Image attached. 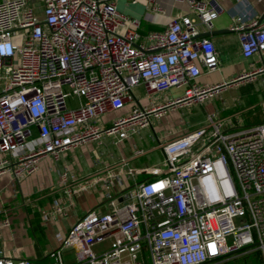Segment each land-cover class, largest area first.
<instances>
[{"label":"built area","instance_id":"obj_1","mask_svg":"<svg viewBox=\"0 0 264 264\" xmlns=\"http://www.w3.org/2000/svg\"><path fill=\"white\" fill-rule=\"evenodd\" d=\"M157 1L148 0L147 19L162 11ZM182 1L195 16L172 17L166 29L142 35V18L121 12L117 0H0V177L10 173L19 183L43 158L60 160L105 136L124 140L153 117L220 93L227 83L197 82L202 67L211 72L220 65L214 41L200 37L199 26L212 29L224 9L219 0ZM237 21L231 29L240 34L243 56L264 53V17ZM139 85L149 97L185 90L175 100L141 105ZM70 96L76 107L68 105ZM129 103L127 115L102 122ZM215 116L162 142L163 165L145 170L153 177L130 188L112 169L86 180L61 170L70 204L56 200L45 220L68 216L77 194L99 183L108 210H89L60 236L48 253L51 264H219L252 252L264 261V122L227 131ZM30 138L38 142L33 148ZM112 177L119 179L118 194ZM11 226V215L2 212L0 231ZM0 264L35 262L0 255Z\"/></svg>","mask_w":264,"mask_h":264},{"label":"crops","instance_id":"obj_2","mask_svg":"<svg viewBox=\"0 0 264 264\" xmlns=\"http://www.w3.org/2000/svg\"><path fill=\"white\" fill-rule=\"evenodd\" d=\"M224 11L214 21L212 29L200 25V37L214 41L219 54L220 65L211 72L202 67V75L197 79L200 84L227 83L220 93L204 103H195L191 106L170 109L160 117H153L150 126L121 141H115L105 136L110 147L100 150L99 145L104 141L90 142L64 153L60 160L52 157L43 158L39 169L32 175L16 182L10 173L0 177V216L2 212L11 215L12 226L0 231V255L14 258H30L35 264H50L48 257L51 249L60 244V236H65L71 226L89 210L107 211L108 204L103 196L102 183L96 187L77 194L73 205L69 206V215L45 220L43 212L50 210L56 200L70 204L60 184L59 172L69 169L81 179H88L94 175H105L109 169L120 173L126 188L153 177L145 170L162 166L165 158L162 142L173 140L189 130L206 124L208 116L215 114L224 122V130L233 131L243 127H251L264 122V99L261 102L262 115L245 114L255 107L239 109L242 99L238 89L245 80L261 75L264 81V53L246 58L242 53L240 34L231 27L238 23L237 17L243 16L246 20L261 19L264 16V3L259 0H219ZM148 0H117L118 9L131 17L142 18L139 31L142 35L154 30H164L172 17L179 15L195 16L196 11L187 1L158 0L157 4L162 11L155 12L152 18H146L149 11ZM210 32L209 35H204ZM253 74L250 78L237 80L238 77ZM184 87H173L163 92L154 93L149 97L144 85L135 88L136 101L141 105H148L151 99L156 104H163L175 100L183 95ZM264 97V94H263ZM129 103L122 110L109 112L103 116L102 122L109 125L113 119L127 115L131 110ZM184 108L187 111H184ZM156 119V120H155ZM155 120V121H154ZM154 130V134L143 130ZM158 142V143H157ZM98 145V146H97ZM143 153H137L138 150ZM135 171L129 174V169ZM120 177V176H119ZM112 189L115 194L120 193L121 185L117 177L111 178ZM39 221L44 228V236L35 238L31 235L35 230L33 223ZM66 259L72 260V252L66 251Z\"/></svg>","mask_w":264,"mask_h":264},{"label":"rangeland","instance_id":"obj_3","mask_svg":"<svg viewBox=\"0 0 264 264\" xmlns=\"http://www.w3.org/2000/svg\"><path fill=\"white\" fill-rule=\"evenodd\" d=\"M66 90H68V87H65ZM239 93L242 96L241 101L239 102V109H244L248 107H252V105L255 107L251 111L246 112L245 114H249L251 116L255 114L262 115V107H261V102L263 101L264 97V81L261 77V75L256 76L255 78L245 80L244 83H242L238 89ZM68 105L70 107H76L77 106V99L75 96H70L68 99ZM184 111H187L186 108H184ZM216 119H218L215 116ZM156 120V119H155ZM154 120V121H155ZM208 122V120H207ZM206 122V123H207ZM150 131L151 133L154 134V130L150 127L149 130H143V134H146ZM29 141V146L30 148H33L38 142L31 143V138L28 140ZM104 144L102 145H97L100 150H105L107 147H110V144L108 143L105 138L103 139ZM158 143V142H157ZM230 168L232 171H234V168L232 164H230ZM82 177V176H80ZM35 230L33 233L31 231V235H33L35 238L38 237H43L44 236V231L43 227L40 225L39 221H35L33 223ZM109 241H105L103 244L96 245L94 249L96 251H99L100 249L106 247L108 245ZM49 253V252H48ZM52 262V261H51ZM50 262V264H51ZM219 264H264V261L258 258V256L255 253H248V254H240L237 256H234L226 261H223Z\"/></svg>","mask_w":264,"mask_h":264},{"label":"trees","instance_id":"obj_4","mask_svg":"<svg viewBox=\"0 0 264 264\" xmlns=\"http://www.w3.org/2000/svg\"><path fill=\"white\" fill-rule=\"evenodd\" d=\"M252 253H255L259 259H261L263 261V258L261 256V253L260 252H252ZM250 254V253H249ZM70 263V262H69Z\"/></svg>","mask_w":264,"mask_h":264},{"label":"water","instance_id":"obj_5","mask_svg":"<svg viewBox=\"0 0 264 264\" xmlns=\"http://www.w3.org/2000/svg\"><path fill=\"white\" fill-rule=\"evenodd\" d=\"M264 17V16H263ZM263 17L260 19V20H262L263 19ZM210 34V32H207V33H205L204 35H209Z\"/></svg>","mask_w":264,"mask_h":264}]
</instances>
